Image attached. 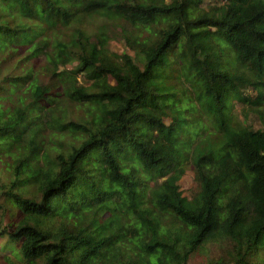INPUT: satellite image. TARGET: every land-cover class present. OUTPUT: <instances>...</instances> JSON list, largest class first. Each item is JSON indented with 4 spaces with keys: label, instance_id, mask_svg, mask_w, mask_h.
I'll list each match as a JSON object with an SVG mask.
<instances>
[{
    "label": "trees",
    "instance_id": "16d2710c",
    "mask_svg": "<svg viewBox=\"0 0 264 264\" xmlns=\"http://www.w3.org/2000/svg\"><path fill=\"white\" fill-rule=\"evenodd\" d=\"M0 165V264H264V0H0Z\"/></svg>",
    "mask_w": 264,
    "mask_h": 264
},
{
    "label": "rangeland",
    "instance_id": "374dc122",
    "mask_svg": "<svg viewBox=\"0 0 264 264\" xmlns=\"http://www.w3.org/2000/svg\"><path fill=\"white\" fill-rule=\"evenodd\" d=\"M97 25H99V21H96V28ZM87 28L94 29V26L92 24H88ZM109 50L112 52H115L117 54H121L122 52L129 53L126 48H124V45L122 42H112L109 44ZM239 108V106H236V110ZM63 110L65 112V117L68 120H77V121H82L85 118V114L82 112V109L76 108L75 106L71 104L65 103L63 106ZM3 167V165H0V168ZM5 175V174H4ZM196 187L195 181H194V175L191 170H187L180 180V190L183 194V196L189 197L190 192L193 191ZM4 201L0 200V204H3ZM10 221V214H7L5 216V219L3 220L4 224H7ZM5 242V238L0 237V243ZM216 252V251H215ZM214 252V253H215ZM213 254V253H212ZM202 260H205L204 256H196V258L193 260V264H200Z\"/></svg>",
    "mask_w": 264,
    "mask_h": 264
}]
</instances>
